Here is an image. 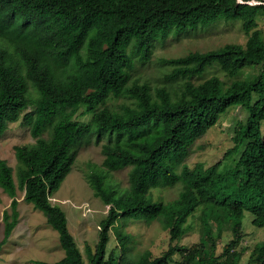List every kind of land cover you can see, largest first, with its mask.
Returning <instances> with one entry per match:
<instances>
[{"label":"trees","instance_id":"obj_1","mask_svg":"<svg viewBox=\"0 0 264 264\" xmlns=\"http://www.w3.org/2000/svg\"><path fill=\"white\" fill-rule=\"evenodd\" d=\"M221 18L242 22L245 45L175 58L168 82L157 87L133 77L136 62L152 58L155 42ZM261 18L264 0H0V136L21 121L35 140L15 146L16 169L0 159V188L12 198L0 253L19 221L22 191L59 233L65 256L55 264H240L246 212L264 228ZM232 107L247 113L235 126V147L212 165L186 164L191 146ZM93 136L103 170L91 168L86 177L110 208L86 261L65 211L51 198ZM124 167L129 187L120 191L107 174ZM178 184L176 199L155 200L153 189ZM197 211L200 240L182 245ZM124 218L158 222L169 234L168 251L135 253L132 236L117 229L119 255L109 252ZM227 231L231 240L218 253ZM248 262L264 264V241Z\"/></svg>","mask_w":264,"mask_h":264},{"label":"rangeland","instance_id":"obj_2","mask_svg":"<svg viewBox=\"0 0 264 264\" xmlns=\"http://www.w3.org/2000/svg\"><path fill=\"white\" fill-rule=\"evenodd\" d=\"M259 28L264 30V18L259 21ZM248 36L243 30L241 21H226L224 18L216 22L192 30L178 36L170 35L162 41L155 42L152 58L147 63L136 62L133 77L141 82H148L152 87L163 85L166 75L173 69L171 61L187 55L190 52L217 49L226 44L245 45ZM260 68L250 70L245 76H255ZM247 117L243 107H232L222 116L219 123L212 127L206 135L198 139L189 149L186 164L193 167L199 162L212 165L223 159L228 150L235 147L234 129L238 121ZM89 120V116L82 118ZM84 139L79 147L77 160L71 173L62 182L60 189L51 201L60 206L68 218V227L76 239L86 261L87 246L94 250L98 242L100 222L107 216L109 206L95 196L86 172L91 168L103 170L104 156L101 147L96 143V136ZM30 130L24 127L21 121L9 125L8 130L0 136V159L16 169L17 159L15 146L33 143ZM233 156H237L234 153ZM182 167L178 168V171ZM130 167H124L107 174L108 181L120 191L129 187L128 174ZM181 185L153 189L155 200L169 202L176 199L180 193ZM25 192H18L19 221L13 229L11 236L4 244L0 253V264H55L65 256L61 247L59 233L47 222L43 212L37 210L25 200ZM12 198L0 188V240L5 236V221L3 214L10 208ZM254 215L246 212L244 218V239L239 250L242 252L240 264H248L251 252L255 246L264 241V228L253 225ZM201 212L188 220L190 231L181 241L182 245H192L200 240ZM117 229L132 236L135 253L149 250L154 256H160L169 249V234L163 230L158 222L146 223L142 220L124 218L119 221L116 229L111 233L108 251L115 250L119 255ZM231 240V233L226 232L224 238L218 243V253L223 246Z\"/></svg>","mask_w":264,"mask_h":264}]
</instances>
